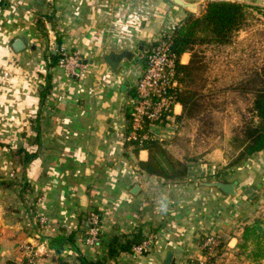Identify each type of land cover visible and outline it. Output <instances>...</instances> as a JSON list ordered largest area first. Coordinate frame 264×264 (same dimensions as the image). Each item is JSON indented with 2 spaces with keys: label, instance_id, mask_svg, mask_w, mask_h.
<instances>
[{
  "label": "crops",
  "instance_id": "obj_1",
  "mask_svg": "<svg viewBox=\"0 0 264 264\" xmlns=\"http://www.w3.org/2000/svg\"><path fill=\"white\" fill-rule=\"evenodd\" d=\"M186 1L196 3L199 14L213 0ZM232 1L264 6V0ZM188 12L173 0L0 3V264L24 263L26 247L35 251L33 264H84L83 258L211 264L203 252L206 235L220 233L236 246L240 218L264 194V150L224 171L215 163H191L187 179L178 182L141 171L148 151L135 152L124 135L138 79L132 84V76L143 68L124 61L117 74L102 57L111 50L137 52ZM78 50L86 63L81 75L51 64L53 55ZM189 59L190 53L182 55L183 63ZM176 109L181 112V104ZM174 129L150 125L158 138L172 137ZM27 153L32 159L25 162ZM216 174L238 181L237 195L204 184ZM8 180L21 183L7 186ZM94 209L101 224L91 244L81 221ZM135 230L151 242L139 255L116 242ZM73 231L76 248L67 239Z\"/></svg>",
  "mask_w": 264,
  "mask_h": 264
},
{
  "label": "trees",
  "instance_id": "obj_2",
  "mask_svg": "<svg viewBox=\"0 0 264 264\" xmlns=\"http://www.w3.org/2000/svg\"><path fill=\"white\" fill-rule=\"evenodd\" d=\"M255 10L263 11L261 13L264 14L263 7L258 5L232 0H213L208 2L199 14L188 12L185 18L175 25L172 33V51L179 60L184 53H190L189 61L183 63L178 60L177 66L176 77L179 87L174 94L182 107L181 112L175 115L177 132L170 141L172 149L167 147L168 139L150 135L147 138L139 136L138 139L130 141L135 152L141 149L148 151V158L139 161L141 171L162 177L169 182H178L187 179L191 163L214 162L207 156L211 152L208 145L223 136L230 103L235 106V112L239 116L237 123L234 124L232 138V142L238 143L236 146L238 155L225 168L242 165L264 150V55L261 58L255 55L250 60H241L240 74L229 81L222 82L220 87L212 84L209 77L213 53L218 54L235 44L240 31L247 29L252 19H255ZM60 58L59 54L53 55L51 64H58ZM216 79L215 84L218 85V78ZM47 87H50L49 83ZM230 98L231 101H229ZM127 119H129V112H127ZM149 128L147 125L141 134L149 132ZM186 135L193 136L185 139V143L190 148L191 144L197 141L199 145H204L203 151L200 153L196 150L194 152L182 151L183 149L176 151L175 148L180 145V139ZM31 159L32 156L28 154L24 161ZM3 183L12 186L21 182L8 180ZM24 186L27 188L29 185L26 183ZM220 191L228 195L221 189ZM93 211L99 213L96 209ZM90 214L81 221L87 227L86 229L91 226L88 222ZM76 232L73 231L67 236L68 241L75 248ZM147 238L141 231L135 230L132 238H126L122 243L116 239V242L121 250L132 252L133 245ZM237 247L240 251H235L233 259L219 262L218 257L212 256L209 262L211 264H246L243 258L255 264H264V213L258 215L253 222L244 225ZM113 252L114 247L111 253ZM26 262L27 260L18 264H26ZM81 262L103 264L100 261H88L85 258L81 259Z\"/></svg>",
  "mask_w": 264,
  "mask_h": 264
},
{
  "label": "built area",
  "instance_id": "obj_3",
  "mask_svg": "<svg viewBox=\"0 0 264 264\" xmlns=\"http://www.w3.org/2000/svg\"><path fill=\"white\" fill-rule=\"evenodd\" d=\"M2 2L3 0H0V3ZM174 28L175 26L163 31L159 38L152 41L148 46L149 51L146 54L145 65L136 81L134 94L130 96L128 101L130 107L129 131L127 130L124 135L126 142L136 140L139 136L143 138H147L149 135L156 137L151 130L141 134L147 125L150 127L151 124H175V115L179 113L176 106H179L180 103L174 94L179 87V81L176 77L179 58L171 49ZM74 54V57H64L66 52L62 51L58 64L65 68L68 75L77 77L83 73V67H78L81 66L79 63L82 54L79 50L75 51ZM179 61H182V57ZM89 223L91 226L86 230V240L88 243L94 244L100 234V215L98 212H91ZM218 244L219 237L215 234H209L204 239L203 247L211 252ZM150 247L151 242L145 240L133 245L132 253L139 255L148 251ZM33 256H30V264L35 262Z\"/></svg>",
  "mask_w": 264,
  "mask_h": 264
},
{
  "label": "rangeland",
  "instance_id": "obj_4",
  "mask_svg": "<svg viewBox=\"0 0 264 264\" xmlns=\"http://www.w3.org/2000/svg\"><path fill=\"white\" fill-rule=\"evenodd\" d=\"M263 9H264V6H263ZM261 12L263 11H259V10L254 11L255 19H252V23L251 25H249L247 29L240 31L239 36L236 39L235 44L233 46L228 47L227 49H225L224 51L218 54L213 53V56H212V53L210 54V57L212 56L213 58L211 60L212 64H211V69L209 71V77H210L211 83L212 84L214 83L215 86L220 87L222 85V82L229 81L232 77L239 75L241 72L240 68L242 65L241 60H246V61L250 60L255 55L261 58L262 55H264V30H263L264 14ZM137 52H138V49H137ZM74 55H75L74 51L66 52V55H64V57H70V56L74 57ZM84 61H85L84 56L81 55L80 63H79L81 66H78L79 68L80 67L84 68L83 64H86L84 63ZM144 65H145V57L139 62V66L137 67V69L138 68L142 69ZM138 76L139 75L137 74V70H136L132 76V81H131L132 84H134ZM216 78H218V81H219L218 85L215 84L217 80ZM229 101H231V98L229 99ZM229 108H230V112L227 115V121H226L227 123L225 125L224 134L223 136H221L220 138H217L211 144L208 145L211 152L207 154V156L210 157L214 161L212 163H215L217 167L223 171L233 168V167L232 168H225V167H227V165L231 163L238 155V150L236 149V146L238 145V143L232 142V138L234 137V132H233V128L235 127L234 124L237 123L239 116L235 112L236 111L234 109L235 106L232 103H230ZM125 109L127 112H129V109H130L129 102L127 103ZM128 120L129 119H127V121ZM127 125H129V122L127 123ZM174 127L175 129H174L173 136L168 138L167 140V147H169L170 149H172L170 141L175 137L176 132H177L176 124H174ZM183 133H185L184 130H183ZM187 137H193V136L186 135L182 137V139H180V145H178L175 148L176 151L181 150V149H183L182 151L191 150L192 152L196 150L197 153H200L201 151H203V149L205 148L204 145L203 144L199 145L197 141H195L194 144H191V148H190V146L185 143L186 142L185 139H187ZM214 178L213 180L219 179L218 175L215 176ZM208 181H211V179ZM250 208L251 209L246 211L245 215L240 218V222H241L240 226L238 227V230H236V232L233 233L234 235H236V237L240 238L241 233H242V228L244 227L245 224L253 222V220L258 215H260L261 213H264V194H260L256 198L253 206ZM215 235L219 237V244L211 252L203 247L204 254L207 256L208 259H210L212 256L218 257L219 262H224L226 260L233 259L235 257L234 255L235 251L238 250L237 244L236 246L234 245L235 241L229 244L227 238H225L224 236H221L220 233H216ZM203 243H204V240H203ZM203 243H202V246H203ZM26 250L29 252V254L27 255V259H26L27 260L26 264H30L29 263L30 256L35 255V251H33L31 248L26 249ZM33 258L36 259V255L33 256ZM242 260L245 261L246 264H255V262L249 261L248 259L242 258ZM60 263H63V262H60Z\"/></svg>",
  "mask_w": 264,
  "mask_h": 264
},
{
  "label": "water",
  "instance_id": "obj_5",
  "mask_svg": "<svg viewBox=\"0 0 264 264\" xmlns=\"http://www.w3.org/2000/svg\"><path fill=\"white\" fill-rule=\"evenodd\" d=\"M176 4L191 10L192 12H197V4L194 2L186 0H173ZM139 52L134 50L124 49L122 51L111 50L108 53L102 55L106 63L113 69L117 74H121V65L124 61L139 63L149 51V47L145 44L144 41L141 42L138 47ZM125 86V85H124ZM204 184L208 186H215L221 189L224 193L228 195H237L236 185L238 181L234 182H225L220 180L207 181Z\"/></svg>",
  "mask_w": 264,
  "mask_h": 264
}]
</instances>
